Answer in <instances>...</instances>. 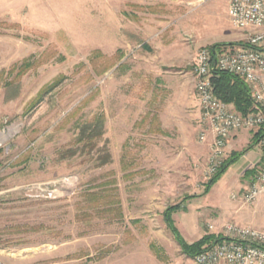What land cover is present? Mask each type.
<instances>
[{
    "label": "rangeland",
    "instance_id": "obj_1",
    "mask_svg": "<svg viewBox=\"0 0 264 264\" xmlns=\"http://www.w3.org/2000/svg\"><path fill=\"white\" fill-rule=\"evenodd\" d=\"M248 34L227 0H0V260L195 264L164 211L192 241L235 188L204 194L193 65Z\"/></svg>",
    "mask_w": 264,
    "mask_h": 264
},
{
    "label": "built area",
    "instance_id": "obj_2",
    "mask_svg": "<svg viewBox=\"0 0 264 264\" xmlns=\"http://www.w3.org/2000/svg\"><path fill=\"white\" fill-rule=\"evenodd\" d=\"M199 6L209 0H194ZM227 12L235 28L249 32L246 44L213 53L210 47L197 51L194 61L195 88L200 106L198 142L209 144L206 176L212 178L227 156L230 137L241 130L264 127V0H227ZM215 71L240 76L250 87L254 109L240 113L232 103L220 99L212 77ZM258 144L264 149V135ZM263 160V159H262ZM256 166L242 191L232 195L245 204L264 196V162ZM46 193H54L50 188ZM216 242L197 253L195 264H264V230L234 221L208 224ZM0 264H6L0 260Z\"/></svg>",
    "mask_w": 264,
    "mask_h": 264
},
{
    "label": "crops",
    "instance_id": "obj_3",
    "mask_svg": "<svg viewBox=\"0 0 264 264\" xmlns=\"http://www.w3.org/2000/svg\"><path fill=\"white\" fill-rule=\"evenodd\" d=\"M195 83L193 82L191 86L190 84H188L190 86V92L193 90V88L194 91L196 92ZM256 133H257L256 129L254 130L244 129L234 133L230 137L227 144V158L230 157L234 152H240L244 150L255 139ZM204 146L207 148L209 152L210 149L209 144H204ZM263 158H264V149L258 143H255L250 149L246 150L240 157L236 158L235 161L230 164L228 169L225 171V173L216 183L218 182L221 183V181L222 182L227 181V184H230L231 187H234L235 190L231 193V197H232L234 193L242 191L245 187L249 185L252 174L251 171L256 168V166L261 162ZM216 183H214L213 185H215ZM213 185L211 186L210 190L207 193H204L205 195L206 194L208 195L211 192ZM201 196H197L194 199L199 198ZM232 199L234 201L233 204H227L224 206V208L218 209L214 212V217L217 220V224L221 225L227 221H234L242 225H249L255 227V223L257 221L256 215L259 213L261 206L264 204V196L260 197L252 204H245L240 198L232 197ZM181 209L178 210V212L181 211ZM184 213L188 214L189 212L184 211ZM174 217L175 215L173 216V219ZM194 217H195L194 224L198 223V225L197 224L195 225L197 228V226H200L201 221L199 220L197 214L194 215ZM192 219L193 217L190 219L185 218V220L183 221L182 226L183 228H185L186 231L188 228L195 229L192 223ZM177 227L179 228V226ZM182 233L184 234L183 231ZM187 237L193 239L191 237V234H187ZM200 238L201 236L188 242L192 243L194 241L199 240Z\"/></svg>",
    "mask_w": 264,
    "mask_h": 264
},
{
    "label": "trees",
    "instance_id": "obj_4",
    "mask_svg": "<svg viewBox=\"0 0 264 264\" xmlns=\"http://www.w3.org/2000/svg\"><path fill=\"white\" fill-rule=\"evenodd\" d=\"M225 45L227 44H213L211 45L210 49L213 53H216L221 50L222 46ZM212 81L215 86V92L217 96L226 102L232 103L240 113L245 115L254 109V100L251 95L250 87L240 76L226 71H215L212 77ZM102 122L103 118L99 116L94 122V126L97 127L98 123L102 124ZM263 135L264 127L259 131L258 136L255 137L252 143H250L244 150L240 152H234L230 157H228L223 162L220 170L209 180L205 189V193H207L210 190L211 186L221 178V176L225 173L230 164L233 163L236 158L240 157L246 150L250 149L255 143H258L259 140L263 137ZM262 162H264V158ZM254 170L255 169H253L251 172H254ZM181 208V204L168 206L164 211V218L168 227L174 234L177 242L182 247L183 251L189 256L194 257L205 247L214 244L216 242V237L213 234H206L195 242H187L178 227L176 226L173 219V214Z\"/></svg>",
    "mask_w": 264,
    "mask_h": 264
}]
</instances>
